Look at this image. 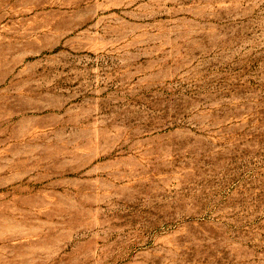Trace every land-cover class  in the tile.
<instances>
[{
    "label": "rangeland",
    "instance_id": "374dc122",
    "mask_svg": "<svg viewBox=\"0 0 264 264\" xmlns=\"http://www.w3.org/2000/svg\"><path fill=\"white\" fill-rule=\"evenodd\" d=\"M0 264H264V0H0Z\"/></svg>",
    "mask_w": 264,
    "mask_h": 264
}]
</instances>
